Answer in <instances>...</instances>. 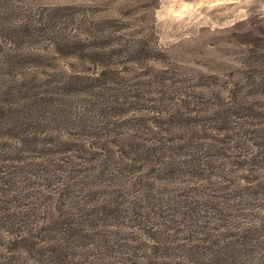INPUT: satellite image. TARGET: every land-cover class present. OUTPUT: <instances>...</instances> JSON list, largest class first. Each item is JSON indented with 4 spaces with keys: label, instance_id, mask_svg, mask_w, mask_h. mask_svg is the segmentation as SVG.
Instances as JSON below:
<instances>
[{
    "label": "rangeland",
    "instance_id": "1",
    "mask_svg": "<svg viewBox=\"0 0 264 264\" xmlns=\"http://www.w3.org/2000/svg\"><path fill=\"white\" fill-rule=\"evenodd\" d=\"M69 39L83 41L84 48L69 55L64 47ZM104 73L106 81L91 79ZM64 81L71 83L64 86ZM45 91L52 94L53 104L59 108L55 120L61 124H73L70 121L80 112L86 124H102L99 115L103 113L92 105V94L97 91L105 95L99 100L109 102L122 93L142 97L127 113L130 120L112 118L117 133L93 137L76 129L78 137L60 130L63 140L77 141L73 147L97 150L88 158L90 168H97L109 153L113 156L108 160L114 161L117 145L157 140L194 144L210 165L219 166L222 152L208 147L220 145L214 139L226 137L221 126L262 124L264 129V115L255 116L259 111L264 114V0H0V107L12 105L10 114L15 118L23 114L30 119L40 117ZM253 105L257 110L244 109ZM237 108L244 119L234 112ZM178 110L189 120L169 124L168 114ZM63 116H69L70 121ZM235 131L230 133L231 145L236 147L233 152L252 150L255 140H249L246 126ZM0 132V149L14 158L9 164L22 160L18 166L37 174L32 168L44 154L19 144V137L7 127ZM49 134L38 138L51 141L56 136ZM103 145L105 150L100 147ZM236 166L229 162L225 168L240 199L234 203L246 207V221L262 222L257 226L261 227L258 234L264 252V168L248 172ZM59 176L67 182L61 172ZM59 176L51 177L50 187H40L34 180L23 193L25 203L39 207L40 223L82 212L80 203L62 201V195H67L58 185ZM252 177L262 185L251 182L248 178ZM147 180L154 192H173L190 184L176 179ZM112 190L97 189L92 202ZM145 252L142 248L138 254Z\"/></svg>",
    "mask_w": 264,
    "mask_h": 264
},
{
    "label": "trees",
    "instance_id": "2",
    "mask_svg": "<svg viewBox=\"0 0 264 264\" xmlns=\"http://www.w3.org/2000/svg\"><path fill=\"white\" fill-rule=\"evenodd\" d=\"M83 43L69 39L64 42V47L68 48L69 55H76L84 48ZM91 79L106 81V73L102 77L91 76ZM63 83L67 86L71 82ZM45 93L40 99L44 104L40 110L44 114L40 117L30 119L23 114L15 118L10 114L12 105L0 107V130L7 127L9 133L19 137V144L44 154L38 156L41 162L35 163L32 169L37 174H33L18 166L22 160H15L16 165L9 164L14 158L0 149V264H262L264 252L260 250L262 238L258 234L261 227L257 226L262 222L246 221L248 217L243 212L246 207L234 203L240 199L225 170L229 162L248 172L264 168L262 124L221 126L227 131L226 137L214 139L220 145L209 144L208 147L219 148L222 152L219 166L210 165L194 144L157 140L117 145L114 152L117 158L113 163L108 160L113 156L109 153L103 156L97 168H90L88 158L94 157L97 150L73 147L77 141L63 140L60 130L79 135L75 131L81 129L87 136L107 137L116 132L112 118L130 120L127 113L142 97L139 93L127 96L119 92L122 94H116V99L109 102L99 100V96L105 95L97 91L92 94V105L103 113L99 115L102 124H86L83 112L73 121L69 116H63L73 124H61L55 120L59 118L55 116L59 108L54 106L52 94ZM244 109L257 110L254 105ZM155 111L158 115L162 113ZM234 112L244 119L238 108ZM255 113V116L264 115L260 111ZM185 114L179 110L170 112L167 119L171 123H168L183 124L189 120ZM245 126L251 135L249 140H255L251 142L254 148H248L244 153L233 152L236 147L231 145L230 133ZM44 133L56 136L51 137V141L45 138L40 141L38 136ZM100 147L105 150L104 145ZM79 152L85 155L74 154ZM60 172L67 182L59 176ZM56 176L61 180L58 185L67 195H62V201L80 203L82 212L67 219L50 218L40 223L39 207L35 203H25L23 193L31 188L30 183L34 180L40 187H50L51 177ZM147 178L176 179L190 184L173 192H154ZM248 179L257 186L262 185L258 178ZM104 187L113 190L107 197L92 202L97 189ZM234 210L235 214L229 215ZM126 231L138 234V237L127 235ZM142 248L146 252L139 255Z\"/></svg>",
    "mask_w": 264,
    "mask_h": 264
}]
</instances>
